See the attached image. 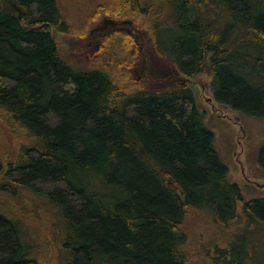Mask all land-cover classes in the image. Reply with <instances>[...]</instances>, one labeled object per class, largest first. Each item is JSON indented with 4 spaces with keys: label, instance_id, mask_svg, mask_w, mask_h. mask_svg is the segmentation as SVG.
I'll return each mask as SVG.
<instances>
[{
    "label": "trees",
    "instance_id": "obj_1",
    "mask_svg": "<svg viewBox=\"0 0 264 264\" xmlns=\"http://www.w3.org/2000/svg\"><path fill=\"white\" fill-rule=\"evenodd\" d=\"M16 1L24 24L0 3V130H24L35 143L7 160L4 174L0 167V197L29 193L57 215L55 264H187L182 226L202 211L237 229L215 248L216 262L264 264V196L245 200L228 180L193 91H121L104 68L63 58L54 33L69 26L57 0ZM117 7L147 18L157 57L186 78L207 68L215 102L264 122V0ZM257 162L264 172V143ZM4 209L0 264H40L34 241Z\"/></svg>",
    "mask_w": 264,
    "mask_h": 264
},
{
    "label": "rangeland",
    "instance_id": "obj_2",
    "mask_svg": "<svg viewBox=\"0 0 264 264\" xmlns=\"http://www.w3.org/2000/svg\"><path fill=\"white\" fill-rule=\"evenodd\" d=\"M117 2L57 0L58 9L69 26L66 34L54 33L63 58L81 69L93 66L104 68L119 89L126 93L138 88L164 90L171 85L189 87L204 115L206 126L214 134V147L228 168V180L239 186L245 200L264 196V172L257 162L258 149L264 143V122L215 102L207 68L193 78H186L171 64L157 57L151 48L152 36L147 18L122 13ZM0 3L22 24L25 23V10L16 0H0ZM34 143L24 130H14L8 136L0 130L1 174L7 171V160L14 158L21 147ZM5 180L0 175V181ZM35 186L44 192L61 188V185L41 183ZM0 201L5 213L19 220L29 239L34 241L36 261L55 264L57 249L53 240L60 233L57 215L48 209L42 199L29 193L16 199L1 196ZM182 229L188 236L185 247L187 264H222L213 259L214 250L218 246L227 247L237 232L234 226H217L211 215L204 211L188 214Z\"/></svg>",
    "mask_w": 264,
    "mask_h": 264
},
{
    "label": "water",
    "instance_id": "obj_3",
    "mask_svg": "<svg viewBox=\"0 0 264 264\" xmlns=\"http://www.w3.org/2000/svg\"><path fill=\"white\" fill-rule=\"evenodd\" d=\"M263 187H264V185H263Z\"/></svg>",
    "mask_w": 264,
    "mask_h": 264
}]
</instances>
